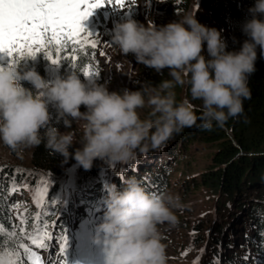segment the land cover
Returning <instances> with one entry per match:
<instances>
[{
	"label": "clouds",
	"instance_id": "9594fccd",
	"mask_svg": "<svg viewBox=\"0 0 264 264\" xmlns=\"http://www.w3.org/2000/svg\"><path fill=\"white\" fill-rule=\"evenodd\" d=\"M248 11L251 19L242 24L248 38L236 51H228L221 32L201 24L195 13L160 27L135 20L118 23L112 43L122 54L134 55L138 63L157 73L169 69L171 79L155 87L109 91L107 83L89 78L85 83L76 73L48 81L35 70L0 68V142L13 149L38 147L43 129L47 149L65 160L71 156L89 170L97 158L126 164L137 151L162 149L174 134L198 120L204 130H212L213 124L224 127L230 118L243 115L258 48L264 56V0H255ZM205 43L208 58L202 54ZM185 84L192 100L202 101L199 116L187 99L176 100L175 87ZM50 102L65 127L71 128L73 121L79 125L83 133L79 141L73 132L50 126ZM81 106L86 110L82 112ZM145 108L149 114L141 118L139 110ZM76 142L81 147L70 153ZM122 184V189L107 186L106 211L96 228L94 243L102 245L104 264H167L159 226L178 222L174 210L182 208L179 197L148 193L135 177Z\"/></svg>",
	"mask_w": 264,
	"mask_h": 264
},
{
	"label": "trees",
	"instance_id": "16d2710c",
	"mask_svg": "<svg viewBox=\"0 0 264 264\" xmlns=\"http://www.w3.org/2000/svg\"><path fill=\"white\" fill-rule=\"evenodd\" d=\"M251 1L208 0L210 5L217 7V13L224 20L227 48L232 47L233 41L242 34V24L248 17L247 10L248 7L252 6ZM184 4L185 0H166L165 3L159 5L162 18L167 20L176 18L182 11ZM138 16V10L132 6L130 12L121 17L122 21L126 22L127 20H136ZM67 54L65 53V55ZM202 54L208 58L207 50H204ZM52 55L55 57V52ZM38 58L40 67L52 63L45 52L39 53ZM16 60L17 63L13 66L17 70L23 72L32 69L25 65V57L21 60L16 58ZM33 61L31 58L32 63ZM92 62L93 58L84 53L78 55L75 68L67 61H60L58 77H66L71 73H76L80 78L89 65H92ZM255 68L256 71L248 78L250 98L244 100V113L239 118H230L222 128L213 124L210 131L199 127L200 121L198 120L196 125L184 128L182 132L174 134L173 138L166 142V144L171 143L173 150L164 151L165 146H163L162 149L149 151L147 154H141L137 151L135 159L126 164H112L107 159H95L92 168L89 170L80 166L71 176L70 182H68L69 176H65V169L73 164L74 158L70 156L65 160L62 155L47 149L43 142L44 130L42 129V143L31 150L28 166L21 162H10L12 160L0 164V249L3 251L6 250V247L14 248V242H18L20 239L17 230L20 225L19 222L23 223L22 230L26 233L28 230L46 231L49 237V234L56 230L58 240L62 235L59 225H63L68 236L71 227L68 221L69 216L77 215L78 208L84 209V213L96 210L102 214L106 210L104 197L107 196V186L115 184L118 189H122V181L130 177H135L148 193L157 195L165 193L168 188L167 175L169 176V171L173 170L169 165L171 157L174 156L171 155L172 152L181 143L176 156L178 159H183L189 144L195 136H199L202 144L213 146L216 151L213 154L212 168L202 176V181L192 182L193 185H190V188L196 191L202 187H207L212 193L213 208L219 212L223 219L228 218L229 214L227 213L232 211V205L237 202H239L237 208L245 209L234 218L238 222L231 223L233 228L230 232L228 230L229 225L221 226L218 224L216 230V224H213V220L210 218L197 222L189 249L198 251V254L203 251L199 255L200 264H264V236L261 235L263 231L256 230L259 226L255 222L257 218L254 216V209L244 205L245 201L252 197L253 191H260L264 187V56H261L260 51L257 53ZM40 73H43L42 70ZM28 88L31 89L32 87L28 86ZM176 100L177 102L181 101L178 98ZM194 112L199 116L201 107L194 108ZM63 119L57 115L55 120L50 119V126L61 130L64 126ZM4 148L10 157L16 158L24 147L13 149L4 144ZM166 148L168 149V147ZM74 151L75 148L72 145L69 152L74 153ZM164 152L167 159L164 157ZM153 155L162 159H152H156V162L164 161L165 164L161 166L149 164L147 160ZM169 156L170 158H168ZM177 158L175 157V159ZM167 160L168 162H166ZM9 163H18L23 169L29 170L32 179L27 180L26 178L29 177L27 172L18 173ZM57 178L62 179L55 182L54 180ZM48 179L52 184L46 183L49 181ZM27 181L29 182L28 187L22 190L34 191L36 198L32 199L31 204L29 203L30 200L26 202L20 200L21 196L18 194L21 193L12 190L13 184L24 186ZM38 183L44 184L42 189L37 187ZM67 183L68 186L65 190ZM45 188H47V192L44 191ZM17 199H19L18 203L22 204H18L20 211L14 214L12 201ZM50 200H56V204L50 203ZM63 204L67 206L68 217L62 211ZM53 206L56 210L55 218L47 211L45 212V209ZM82 220L86 222V220ZM246 221L251 222V224L248 225ZM98 222L99 220H96L94 224ZM51 226H55V228ZM93 227V230L97 228L96 225ZM187 227L185 226V228ZM243 229L250 233V237L247 236L246 239L248 243H251L252 252L239 248L235 255L232 251L224 254L223 251L228 250L231 246V238ZM207 230L216 231L209 234L208 238ZM12 232H15L14 236L11 235ZM243 247L247 248L245 245ZM243 251L248 253L243 255Z\"/></svg>",
	"mask_w": 264,
	"mask_h": 264
},
{
	"label": "rangeland",
	"instance_id": "374dc122",
	"mask_svg": "<svg viewBox=\"0 0 264 264\" xmlns=\"http://www.w3.org/2000/svg\"><path fill=\"white\" fill-rule=\"evenodd\" d=\"M165 3L166 0H135V8L138 10V19L135 21L144 24L146 27L151 23L156 27H160L166 25L169 22H173L178 20L181 16L185 14L195 13V18L203 25L216 28L221 32L223 39L227 44V38L225 37L226 29L224 28V20L217 13V7L212 6L208 3V0H185L184 7L182 11L177 15L174 19L167 20L166 18H162V12L159 10V5ZM251 7L254 6L255 0H252ZM132 7V6H131ZM131 7L119 8L114 5H105L100 8H96L93 10V14L88 17V19L82 21L83 27L87 32L92 33L94 36L98 35L96 38L99 39L102 43L100 48L97 50L103 51L105 53L104 56L97 55L92 62V68L94 70H98L99 76H93L92 79L96 80L98 83H107L109 91H120L125 88L136 91L140 90L141 87L147 86L151 84L152 86H158L162 80H169L171 77L168 75L169 69L165 68L161 71V73H157L154 69L148 68L143 64H140L136 61L134 55L129 54L125 56L122 54L117 46L112 43L113 30L118 23H123L122 15L130 12ZM248 7V10L249 8ZM247 10L248 17L247 19H251V15ZM120 12V13H119ZM264 18V17H261ZM248 37L242 32L240 37L233 41L232 47L227 48L228 51H236L239 50L242 46L243 42ZM204 50H206V43L204 45ZM47 50L40 51L36 53L35 56H24L26 62V66H30L32 69L39 73L41 77L48 81H54L58 78V71L60 69L59 63H51L48 66L40 67V60L38 58L39 53L46 52ZM259 48L257 49V53L259 52ZM24 57H19L18 55L15 59L20 58V60ZM31 58H33V63L31 62ZM10 59L6 53L0 52V67H8ZM42 70L43 73H40ZM44 75V76H42ZM82 82L87 83L88 78L84 76V72L80 77ZM26 88L32 87V85L27 82H23ZM189 85L185 84L183 86L177 85L174 89L176 93V98L181 101L187 99L191 102L194 108L202 107V101L200 100H192ZM33 91L35 89L32 87ZM50 119H54L58 114L57 108L53 103L48 104ZM84 106H81V111H85ZM141 118L148 116L149 110L147 108L140 109ZM68 119H71L70 117ZM64 124V123H63ZM60 132H73L75 134L76 140L79 141L82 136V130L79 125L73 121L72 127L67 128L65 125L62 127ZM74 148L81 147L79 142L73 144ZM168 147V149L166 148ZM181 147V143L176 146V149L172 152L171 161L169 165L172 168V171H169L168 179V188L165 193H170L174 196H178L180 199V203L182 204V208L176 209L175 214L178 218V222L174 226H169L167 224L160 225L159 230L161 232V240L162 243L166 246L167 253V264H200V257L203 251H194L189 249L191 245L192 234L194 232L195 225L197 222L199 223L203 219L213 220V224H216V230L218 229V224L229 225V232L232 230L231 223H237L238 221L234 218L241 213L240 211L244 210L237 208L239 206V202L233 204L231 207V212L227 213L228 218L223 219L219 212L216 211L214 206V202L212 201L210 192L207 187H202L201 189L190 188V185H193L192 182L202 181V176L206 174L213 165V154L215 153V149L213 146L204 145L201 143L199 136H195L193 141L187 147L186 156L183 159H178L176 156L178 154L179 148ZM171 143L166 144L163 148L166 150L171 149ZM33 147H24L22 152L19 153L18 157L13 158L9 156L6 149L4 148V143L0 142V164L6 163L4 161L10 162H21L28 166L30 164V154ZM164 152V157L165 156ZM175 157L177 159H175ZM162 159L156 156H152L147 160L149 164H156V166H161L165 164L164 161L156 162V159ZM170 158V156L168 157ZM97 158L96 160H98ZM14 160V161H13ZM168 162V160L166 161ZM12 168H15L18 173L27 172L28 178L27 180H31L32 177L29 175L30 171L23 169V167L19 166L18 163H9ZM18 165V166H17ZM15 166V167H14ZM80 167V165L74 161L69 168L65 169V176H72L73 173ZM174 167V168H173ZM25 179V180H26ZM62 178H57L54 180L55 182L60 181ZM40 180V178H37ZM49 180V179H48ZM47 180V181H48ZM28 181L24 183V186L17 184L12 185V190L23 192L22 189L28 187ZM47 184H52L49 180L46 182ZM44 186L43 183H38L37 187L42 189ZM123 188V185L122 187ZM67 188L65 187V190ZM26 192V191H24ZM24 193H22L23 195ZM32 196L34 195V191L32 192ZM31 197V196H30ZM246 207H251L255 211V217L257 218L256 224L259 226L256 230H260L264 232V187L260 191H253L252 197L245 201L244 204ZM62 210L66 213V217H68L67 206L63 204ZM20 210H15V212H19ZM78 215L82 213V209L78 208ZM50 214L53 218H55V209L50 208ZM96 214V213H95ZM77 215V216H78ZM71 217L73 222L72 235H68V248L66 250V256L68 253H74L80 249H83L86 252L88 249H94V246H97L94 243V238L96 236V232L89 231L88 228H93L92 224H89L86 227L80 226V220L84 219L87 222H92L93 211H88L87 215L83 213L80 219H76L74 216ZM248 225L251 222L246 221ZM249 222V223H248ZM188 223V224H187ZM185 226H188L185 228ZM213 226V225H212ZM215 230V231H216ZM207 230L206 235L209 238V234L214 233L215 231ZM245 229L239 230L238 233L235 234L231 238V246L228 250L223 251L224 254L232 251L234 255L239 248L242 250H250L251 243H248L247 236L250 237L249 231ZM37 234V233H36ZM36 234H34L35 237ZM31 236L26 235V241L23 237L21 243L28 245L31 250L36 253V255L42 259L43 262L45 260L53 261L62 258V254L59 251V243L58 239H54L57 236H54L50 241L45 242V246L43 248L37 247L36 245L31 243ZM246 240V241H245ZM26 242V243H25ZM12 242H10L11 244ZM13 244V243H12ZM18 242H14V248L6 247V250L0 249V254L13 252L14 256H3L4 264L11 259H16L17 264H33L30 259L25 256L24 250L19 248ZM243 245L247 246L244 248ZM8 246V245H7ZM205 251V250H204ZM248 252L243 251L242 254H246Z\"/></svg>",
	"mask_w": 264,
	"mask_h": 264
},
{
	"label": "snow or ice",
	"instance_id": "6c2138e0",
	"mask_svg": "<svg viewBox=\"0 0 264 264\" xmlns=\"http://www.w3.org/2000/svg\"><path fill=\"white\" fill-rule=\"evenodd\" d=\"M106 4L125 8L135 5V0H0V52L11 58L9 66L17 63V55L35 56L46 49L48 51L45 54L52 63L67 61L73 68L80 53L90 55L93 59L97 55L104 56L102 50L97 51L102 43L96 38L98 35L87 32L82 21L88 19L94 9ZM84 76L92 79L93 76H99V72L89 65L84 71ZM44 191L47 192V188ZM49 202L56 203L55 200ZM59 226L62 235L58 247L62 258L57 264H67L68 236L63 225ZM11 235L14 236L15 232ZM261 235L264 236V232ZM29 238L32 244L43 248L44 240L49 237L45 231L40 236ZM19 248L24 250L25 256L31 259L33 264H40V258L28 245L20 243ZM4 255L11 257L15 254H0V264H4ZM7 264H17V260L11 259Z\"/></svg>",
	"mask_w": 264,
	"mask_h": 264
}]
</instances>
